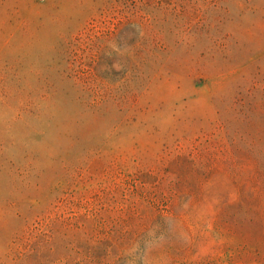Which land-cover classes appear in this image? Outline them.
<instances>
[{"label":"rangeland","instance_id":"374dc122","mask_svg":"<svg viewBox=\"0 0 264 264\" xmlns=\"http://www.w3.org/2000/svg\"><path fill=\"white\" fill-rule=\"evenodd\" d=\"M0 264H264V0H0Z\"/></svg>","mask_w":264,"mask_h":264}]
</instances>
